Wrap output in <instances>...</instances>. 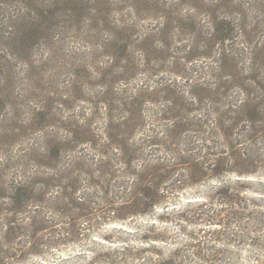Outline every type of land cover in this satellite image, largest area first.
Listing matches in <instances>:
<instances>
[{
	"label": "rangeland",
	"instance_id": "374dc122",
	"mask_svg": "<svg viewBox=\"0 0 264 264\" xmlns=\"http://www.w3.org/2000/svg\"><path fill=\"white\" fill-rule=\"evenodd\" d=\"M73 1L0 2V264H264V0Z\"/></svg>",
	"mask_w": 264,
	"mask_h": 264
},
{
	"label": "trees",
	"instance_id": "16d2710c",
	"mask_svg": "<svg viewBox=\"0 0 264 264\" xmlns=\"http://www.w3.org/2000/svg\"><path fill=\"white\" fill-rule=\"evenodd\" d=\"M0 2L5 4L7 3V5L12 2H18L21 4V8L17 12L8 16L9 22H19V24L23 26L20 29L14 30L12 33V37L17 38L19 41L20 48L26 46L30 47L33 44V39L35 37L39 38L45 32L52 29L54 22L58 20L57 12L59 7L60 10L67 12V17L69 19L74 18L76 16V11L78 10V7L75 5L73 0H0ZM67 7L69 10H65ZM35 8L38 9L37 12L35 11ZM83 8H85V6ZM115 39H117V36H115ZM155 180L156 178L152 176L150 181L144 183L141 182V185H146L138 188V191L140 195H142L144 201L150 199L151 197V199H154L156 196L158 188ZM15 192V196L12 197V201L14 204L16 203L15 206H24L31 195V193L28 192V189H26V185H19ZM66 193L68 192L65 190L64 195H68L66 196V199L71 201V195ZM136 199L142 200L140 197H137L135 200L132 199L131 202H122L120 204L121 207L119 206L120 209L124 208L125 204L129 203L133 204V206L137 205L135 204V202H137ZM153 203L154 202H152L151 205H153ZM151 205L150 207H152ZM144 211L145 210L140 212Z\"/></svg>",
	"mask_w": 264,
	"mask_h": 264
}]
</instances>
